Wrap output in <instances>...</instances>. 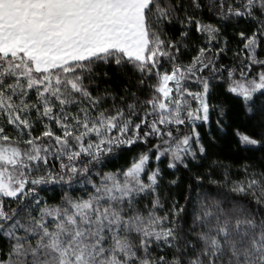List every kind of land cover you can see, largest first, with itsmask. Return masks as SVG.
<instances>
[{"label": "snow or ice", "instance_id": "6c2138e0", "mask_svg": "<svg viewBox=\"0 0 264 264\" xmlns=\"http://www.w3.org/2000/svg\"><path fill=\"white\" fill-rule=\"evenodd\" d=\"M0 264H264V0H0Z\"/></svg>", "mask_w": 264, "mask_h": 264}]
</instances>
